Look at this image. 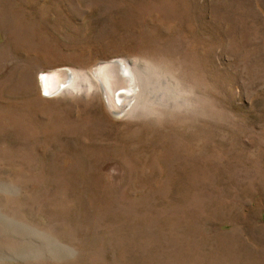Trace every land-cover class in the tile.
Instances as JSON below:
<instances>
[{"label":"rangeland","instance_id":"rangeland-1","mask_svg":"<svg viewBox=\"0 0 264 264\" xmlns=\"http://www.w3.org/2000/svg\"><path fill=\"white\" fill-rule=\"evenodd\" d=\"M0 264H264V0H0Z\"/></svg>","mask_w":264,"mask_h":264},{"label":"bare ground","instance_id":"bare-ground-1","mask_svg":"<svg viewBox=\"0 0 264 264\" xmlns=\"http://www.w3.org/2000/svg\"><path fill=\"white\" fill-rule=\"evenodd\" d=\"M98 76L104 80L105 90L113 89V100H118L117 105H122L121 95L123 91L126 90L131 92L130 89L133 86V76L130 75V71L128 66L119 61L118 59H114L103 63L98 67ZM72 74L67 69H61L55 73H45L42 74L41 80L43 84V89L48 94H52L53 92L61 89L70 81ZM69 78V80H68ZM107 84V85H106ZM111 88V89H110Z\"/></svg>","mask_w":264,"mask_h":264}]
</instances>
